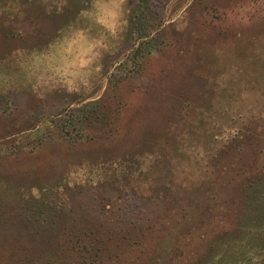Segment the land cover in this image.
I'll use <instances>...</instances> for the list:
<instances>
[{
  "label": "rangeland",
  "instance_id": "obj_1",
  "mask_svg": "<svg viewBox=\"0 0 264 264\" xmlns=\"http://www.w3.org/2000/svg\"><path fill=\"white\" fill-rule=\"evenodd\" d=\"M253 186L264 0H0V264H197Z\"/></svg>",
  "mask_w": 264,
  "mask_h": 264
},
{
  "label": "trees",
  "instance_id": "obj_2",
  "mask_svg": "<svg viewBox=\"0 0 264 264\" xmlns=\"http://www.w3.org/2000/svg\"><path fill=\"white\" fill-rule=\"evenodd\" d=\"M1 16L3 20L4 14ZM1 68L9 72V66L4 62ZM2 75L6 77L9 73ZM8 82V78H3L4 85ZM255 187L253 190L256 192L249 188L243 194L236 228L219 234L212 242L207 256L197 264H264V205ZM44 252L42 249L24 250L23 258H19L15 264H39L38 259Z\"/></svg>",
  "mask_w": 264,
  "mask_h": 264
},
{
  "label": "clouds",
  "instance_id": "obj_3",
  "mask_svg": "<svg viewBox=\"0 0 264 264\" xmlns=\"http://www.w3.org/2000/svg\"><path fill=\"white\" fill-rule=\"evenodd\" d=\"M87 63H89V61H84L81 66H86Z\"/></svg>",
  "mask_w": 264,
  "mask_h": 264
}]
</instances>
